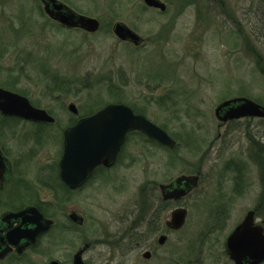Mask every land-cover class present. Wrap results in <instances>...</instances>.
<instances>
[{"label": "rangeland", "instance_id": "rangeland-1", "mask_svg": "<svg viewBox=\"0 0 264 264\" xmlns=\"http://www.w3.org/2000/svg\"><path fill=\"white\" fill-rule=\"evenodd\" d=\"M167 1L169 11L161 14L142 0H119L123 13L114 16L96 2L92 16L105 26L87 33L53 23L39 0H0V80H11L25 90L33 104L53 111L62 126L70 116L65 108L69 102L79 110L114 102L109 86L115 95L123 94V102L163 125L176 142L173 150L132 134L126 151L138 155L135 166L141 171L133 173L140 174L136 177L142 183L197 167L204 172L199 191L185 201L192 210L181 231L185 238L181 232L170 238L181 247L174 251L179 258L188 251L182 243L194 245L210 218L208 201L194 207L199 192L207 185H228L236 157L249 168L250 183L258 180L245 152L250 142L253 149L264 148V120L243 118L219 125L214 108L233 96L264 105V0ZM89 2L75 4L89 8ZM123 17L131 20L145 44L135 47L117 40L107 25ZM167 157L173 158L169 170L164 165ZM254 161L259 166V159ZM136 189L115 197L114 205H105L108 211L96 212L102 225L118 202L130 205L137 198ZM232 211L235 216L240 208ZM200 249L203 262L209 263L215 252L203 245ZM181 258L187 260L185 255Z\"/></svg>", "mask_w": 264, "mask_h": 264}, {"label": "flooded vegetation", "instance_id": "flooded-vegetation-1", "mask_svg": "<svg viewBox=\"0 0 264 264\" xmlns=\"http://www.w3.org/2000/svg\"><path fill=\"white\" fill-rule=\"evenodd\" d=\"M39 1L43 13L53 23L87 33H95L105 26L98 16H92L96 2L100 3L102 10L106 8L111 13L109 15L123 13L119 0L110 4H106V0H89V8L76 5L77 0ZM160 1L162 7L147 5L142 0L148 9L166 14L170 3ZM56 3L63 4L67 10L78 15L94 18L98 23L96 30L87 31L78 26L69 28L51 18L44 7L48 5L51 8ZM116 22H121L139 35L140 41L135 43L117 36L113 32ZM107 26L122 43L135 47L145 44L144 36L137 32L129 18L115 19ZM29 102L45 110L53 120L26 119L0 111V264H205L200 254L202 245L215 252L206 264H264L263 146L253 149L250 142L251 147L245 152L247 159L256 167L258 180L255 184L250 183L247 165L236 157L232 160L233 168L228 171V185H207L202 190L204 192L195 196L199 198L194 204L195 209L201 200L209 202V207H212L208 209L210 218L205 217L207 224L196 243H187V246L182 243V249L186 247L188 251L175 258L174 251L181 247L171 244L170 238L173 233L182 231L192 211L185 201L199 191L204 175L201 167L194 172L192 169L193 173H171L142 183L136 177L140 174L133 173L141 171L140 167H136L139 165L135 159L138 155L136 157L126 151L131 135H135L134 138L138 135L170 150L175 148L176 142L173 147H168L141 130L130 129L112 159L100 162L88 171L84 163L63 159L64 134L98 108L79 110L75 104L76 111L72 112L67 104L65 108L70 116L62 126L53 111ZM127 105L134 113L149 119L143 109ZM243 118L264 120L245 116L220 121L219 125ZM150 121L164 129L163 125ZM131 144L135 145V140ZM256 158L260 161L259 166L254 161ZM172 161V157L166 158V170L172 167ZM191 175L197 176L191 186H186L187 181L185 183L184 180L175 182L181 176ZM134 189L138 192L137 198L130 205L118 202L112 212L109 210L106 223L102 225L96 212L108 211L105 205H114L117 202L115 197L119 198L125 191ZM178 189H185V192L176 195ZM82 201L88 202L87 206ZM237 207L240 213L233 216L232 209ZM177 208L185 209V218L181 226L174 229L167 222ZM22 210L23 213L16 216ZM181 235L182 239L185 238L182 232ZM229 236L232 237L231 242H228ZM94 249L101 251L96 255L90 254ZM184 255L187 260L181 258Z\"/></svg>", "mask_w": 264, "mask_h": 264}, {"label": "water", "instance_id": "water-1", "mask_svg": "<svg viewBox=\"0 0 264 264\" xmlns=\"http://www.w3.org/2000/svg\"><path fill=\"white\" fill-rule=\"evenodd\" d=\"M144 3L152 6H163L160 0H144ZM44 8L51 18L57 19L69 28L78 26L87 31H94L98 26L94 18L78 15L67 10L63 4L56 3L52 4L51 8L48 5ZM113 32L117 36L130 39L135 43L140 41L139 35L133 33L121 22L114 24ZM68 108L75 112V103L69 102ZM0 111L4 114H14L26 119L53 120V117L45 110L34 107L26 96L1 86ZM214 114L221 122L245 116L264 118V105L245 96H236L221 101L215 107ZM130 129L141 130L147 136L168 147H173L175 144L174 139L164 129L151 122L144 115L134 113L125 103L111 102L93 114L81 118L75 126L66 130L63 159L67 162L73 160L84 163L85 169L90 171L96 164L112 159L125 133ZM182 180L185 183L187 181L186 186L189 184L191 186L196 182L197 176H181L175 182L180 183ZM184 192L185 189H178L176 195H181ZM23 211L18 212L16 216H20ZM171 215V220L167 224L174 229L178 228L184 221L185 209H174ZM231 238L229 236L228 242L232 241Z\"/></svg>", "mask_w": 264, "mask_h": 264}, {"label": "trees", "instance_id": "trees-1", "mask_svg": "<svg viewBox=\"0 0 264 264\" xmlns=\"http://www.w3.org/2000/svg\"><path fill=\"white\" fill-rule=\"evenodd\" d=\"M0 85L3 86V87L9 88V89L18 91V92H20L22 94L26 93L25 90H22L21 88H17L16 84L14 82H12L11 80H6V81H1L0 80ZM106 88H108V91L112 94V97H110L112 99L111 101L123 102V99H124L123 98L124 97L123 94L115 95L114 91L112 90V87L109 86V87H106Z\"/></svg>", "mask_w": 264, "mask_h": 264}]
</instances>
